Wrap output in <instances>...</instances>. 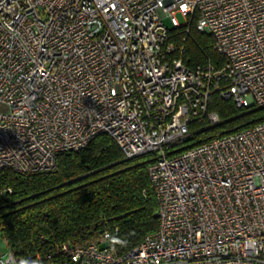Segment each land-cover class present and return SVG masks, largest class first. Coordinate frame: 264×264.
I'll list each match as a JSON object with an SVG mask.
<instances>
[{"label": "built area", "instance_id": "2783aa9c", "mask_svg": "<svg viewBox=\"0 0 264 264\" xmlns=\"http://www.w3.org/2000/svg\"><path fill=\"white\" fill-rule=\"evenodd\" d=\"M163 18L209 33L222 64L189 67ZM212 92L264 107V0H0V169L51 171L107 134L123 159L152 154L158 206L124 254L102 223L57 256L0 264H264V121L169 154L192 121L220 122Z\"/></svg>", "mask_w": 264, "mask_h": 264}, {"label": "trees", "instance_id": "16d2710c", "mask_svg": "<svg viewBox=\"0 0 264 264\" xmlns=\"http://www.w3.org/2000/svg\"><path fill=\"white\" fill-rule=\"evenodd\" d=\"M169 34L175 44L184 46L189 67L207 61L222 64L223 56L212 48V36L197 30L194 22L188 35L183 28L170 29ZM253 109L240 108L212 92L207 110L217 113L220 122L209 126L192 121L191 135L169 154L264 121V107ZM151 160L150 153L123 159L113 139L99 134L82 149L59 153L51 171L0 169V231L5 243L21 262L37 255L45 260L48 253L58 255V244L89 238L105 223L117 226L113 242L124 254L158 226L157 201L146 171Z\"/></svg>", "mask_w": 264, "mask_h": 264}, {"label": "rangeland", "instance_id": "374dc122", "mask_svg": "<svg viewBox=\"0 0 264 264\" xmlns=\"http://www.w3.org/2000/svg\"><path fill=\"white\" fill-rule=\"evenodd\" d=\"M176 18L179 22L182 21L181 17L179 14L176 15ZM163 24L170 29L171 25L169 23V20L167 18H163ZM3 107L0 105V109H2ZM9 247L7 246V244L5 243L4 237L2 232L0 231V257L4 256L5 254H7L9 252Z\"/></svg>", "mask_w": 264, "mask_h": 264}, {"label": "water", "instance_id": "95a60500", "mask_svg": "<svg viewBox=\"0 0 264 264\" xmlns=\"http://www.w3.org/2000/svg\"><path fill=\"white\" fill-rule=\"evenodd\" d=\"M259 108H261V107H259ZM259 108H254L253 111H255V110L259 109Z\"/></svg>", "mask_w": 264, "mask_h": 264}]
</instances>
